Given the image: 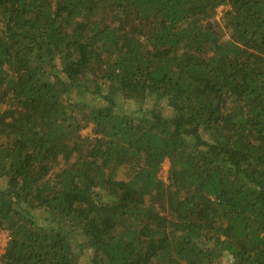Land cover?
I'll return each mask as SVG.
<instances>
[{
  "label": "trees",
  "instance_id": "16d2710c",
  "mask_svg": "<svg viewBox=\"0 0 264 264\" xmlns=\"http://www.w3.org/2000/svg\"><path fill=\"white\" fill-rule=\"evenodd\" d=\"M0 229V264H264V0H0Z\"/></svg>",
  "mask_w": 264,
  "mask_h": 264
},
{
  "label": "rangeland",
  "instance_id": "374dc122",
  "mask_svg": "<svg viewBox=\"0 0 264 264\" xmlns=\"http://www.w3.org/2000/svg\"><path fill=\"white\" fill-rule=\"evenodd\" d=\"M227 8L226 7H220L218 9V18L223 14V12L226 10ZM220 28L221 30L224 32V34L226 35V31L224 29V27L221 25L220 23ZM83 135L84 136H91L92 135V131H91V127H88L86 129L83 130ZM169 162L166 161L163 166H162V171L160 173V177L163 181H167V175H168V171H169ZM7 240H8V237L6 238H2L0 239V253L3 252L5 246H6V243H7Z\"/></svg>",
  "mask_w": 264,
  "mask_h": 264
},
{
  "label": "built area",
  "instance_id": "2783aa9c",
  "mask_svg": "<svg viewBox=\"0 0 264 264\" xmlns=\"http://www.w3.org/2000/svg\"><path fill=\"white\" fill-rule=\"evenodd\" d=\"M8 231L0 229V239L8 237Z\"/></svg>",
  "mask_w": 264,
  "mask_h": 264
}]
</instances>
